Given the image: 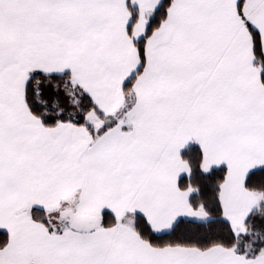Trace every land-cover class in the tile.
Instances as JSON below:
<instances>
[{
  "label": "snow or ice",
  "instance_id": "obj_1",
  "mask_svg": "<svg viewBox=\"0 0 264 264\" xmlns=\"http://www.w3.org/2000/svg\"><path fill=\"white\" fill-rule=\"evenodd\" d=\"M0 264H264V0H0Z\"/></svg>",
  "mask_w": 264,
  "mask_h": 264
}]
</instances>
